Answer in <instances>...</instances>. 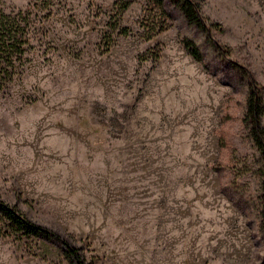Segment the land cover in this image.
<instances>
[{
    "label": "rangeland",
    "instance_id": "obj_1",
    "mask_svg": "<svg viewBox=\"0 0 264 264\" xmlns=\"http://www.w3.org/2000/svg\"><path fill=\"white\" fill-rule=\"evenodd\" d=\"M35 1L31 60L0 92V200L62 243L0 219V264H264L244 121L250 76L264 127V0H193L206 32L152 0L0 8Z\"/></svg>",
    "mask_w": 264,
    "mask_h": 264
},
{
    "label": "trees",
    "instance_id": "obj_2",
    "mask_svg": "<svg viewBox=\"0 0 264 264\" xmlns=\"http://www.w3.org/2000/svg\"><path fill=\"white\" fill-rule=\"evenodd\" d=\"M158 8L167 3L182 13L187 22L200 28L204 32L208 30L205 20L199 13L198 5L193 0H152ZM128 5L125 1L120 7L123 11ZM42 8L35 1L26 9L3 10L0 8V92L8 90L16 76H18L31 60V53L35 48L34 38L40 32L39 24L44 17ZM208 37V36H207ZM213 49L224 56L218 44L211 41ZM183 45L193 58L200 60L201 53L197 45L190 39H184ZM225 65L229 69H236L239 75H249L248 70L238 63L227 60ZM248 94L244 121L249 128L250 136L264 159V127L261 122V94L250 76L248 77ZM264 206V205H263ZM264 220V209H263ZM0 219L12 232H19L25 236H33L43 239H52L62 243V240L40 225L35 224L24 216L15 206L0 200ZM264 233V224L260 225ZM264 235V234H263ZM264 237V236H263ZM74 255L77 264H85L76 254L74 248H69ZM264 261V256L262 257Z\"/></svg>",
    "mask_w": 264,
    "mask_h": 264
}]
</instances>
